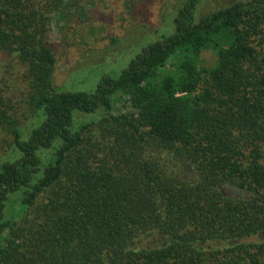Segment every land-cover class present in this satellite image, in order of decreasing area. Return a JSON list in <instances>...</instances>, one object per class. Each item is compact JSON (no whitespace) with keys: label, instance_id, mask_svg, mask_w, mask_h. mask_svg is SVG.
I'll return each mask as SVG.
<instances>
[{"label":"trees","instance_id":"obj_1","mask_svg":"<svg viewBox=\"0 0 264 264\" xmlns=\"http://www.w3.org/2000/svg\"><path fill=\"white\" fill-rule=\"evenodd\" d=\"M200 1L87 92L55 86L48 43L52 15L80 0H0V51L23 69L37 117L24 136L1 99L14 140L0 164V264H264V0L199 19ZM208 50L216 61L200 66ZM117 95L130 112L111 114ZM100 111L110 136L76 126ZM22 189L24 210L7 218Z\"/></svg>","mask_w":264,"mask_h":264},{"label":"rangeland","instance_id":"obj_2","mask_svg":"<svg viewBox=\"0 0 264 264\" xmlns=\"http://www.w3.org/2000/svg\"><path fill=\"white\" fill-rule=\"evenodd\" d=\"M238 1L241 0H201L197 10L198 18ZM183 2L184 0H80L75 7L66 11V16L54 13L48 43L57 60L53 72L55 86L70 91L94 92L104 76L118 77L143 46L173 29V17ZM216 58L213 51H204L200 66H211ZM178 61V58L171 59L164 72H174ZM2 98L5 107L10 108L12 120L27 136L37 122V117L28 101L23 69L12 55L0 51L1 107ZM130 110L126 97H114L112 115ZM75 115L77 127L95 122L90 126L88 136H110L111 131L103 130L100 124L107 115L106 112ZM13 140L14 134L10 126L0 123V164L13 149ZM43 155L46 157L48 153L44 152ZM45 164L46 158L43 160V165ZM23 191L24 189L10 195L4 210L7 218H15L24 210L25 205L21 200Z\"/></svg>","mask_w":264,"mask_h":264}]
</instances>
